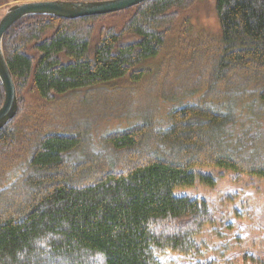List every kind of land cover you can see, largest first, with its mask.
<instances>
[{
  "label": "trees",
  "instance_id": "1",
  "mask_svg": "<svg viewBox=\"0 0 264 264\" xmlns=\"http://www.w3.org/2000/svg\"><path fill=\"white\" fill-rule=\"evenodd\" d=\"M194 1H143L118 30L97 28L106 14L34 15L5 33L18 111L0 129V264H218L196 240L213 209L175 191L213 186L215 168L264 178V0H215L206 75L174 89L163 116L143 111L98 141L82 125L21 130L27 91L47 102L139 81Z\"/></svg>",
  "mask_w": 264,
  "mask_h": 264
},
{
  "label": "rangeland",
  "instance_id": "2",
  "mask_svg": "<svg viewBox=\"0 0 264 264\" xmlns=\"http://www.w3.org/2000/svg\"><path fill=\"white\" fill-rule=\"evenodd\" d=\"M23 1L28 0H10L6 7ZM6 7L0 8L1 15ZM132 12L127 8L106 14L99 19L97 28L118 30ZM220 35L215 0H195L177 13L164 47L144 68L139 81L126 79L80 89L47 102L27 91L25 114L29 118H23L21 130L30 129L29 125L34 126L32 130L44 125L70 132L82 125L98 141L108 132L128 127L143 111L163 116L178 103L171 99L174 89L195 85L206 75V49L213 52ZM214 170L213 186L197 181L193 187L175 191L205 199L216 215V223L207 226L196 239L205 245V258L216 259L218 264L264 263V178L242 175L233 181L218 176L220 169Z\"/></svg>",
  "mask_w": 264,
  "mask_h": 264
},
{
  "label": "water",
  "instance_id": "3",
  "mask_svg": "<svg viewBox=\"0 0 264 264\" xmlns=\"http://www.w3.org/2000/svg\"><path fill=\"white\" fill-rule=\"evenodd\" d=\"M146 0H28L9 6L0 16V83L4 100L0 106V129L17 114L18 95L13 75L7 64L3 38L19 20L34 15H50L65 19L104 15L131 8Z\"/></svg>",
  "mask_w": 264,
  "mask_h": 264
}]
</instances>
